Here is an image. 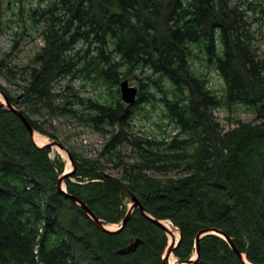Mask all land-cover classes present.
<instances>
[{"label": "trees", "instance_id": "obj_1", "mask_svg": "<svg viewBox=\"0 0 264 264\" xmlns=\"http://www.w3.org/2000/svg\"><path fill=\"white\" fill-rule=\"evenodd\" d=\"M247 1L39 0L28 13L41 45L19 70L23 114L54 139L27 113L77 119L108 135L98 159L78 163L79 185L67 180L66 192L107 225L124 217V198L132 193L153 218L180 230L178 261L191 258L196 234L210 228L230 237L252 264H264V57L246 16L262 4ZM3 9L0 0V30ZM196 61L222 80L221 96L195 70ZM15 72L5 68L6 77ZM137 77L136 106L161 104V116L178 128L167 144L124 133L133 106L120 101L118 84ZM75 79L106 96L80 97L70 84ZM58 80L64 84L55 91ZM218 105H239L253 119L220 130L212 114ZM124 142L138 162H122L117 148ZM49 151L35 147L20 120L0 108V264H163L165 234L138 210L121 232L103 233L58 193L63 165ZM105 155L119 178L99 167ZM149 169L178 174L155 179ZM133 237L143 240L134 253L114 254ZM199 253L195 264H243L216 235L200 239Z\"/></svg>", "mask_w": 264, "mask_h": 264}, {"label": "rangeland", "instance_id": "obj_2", "mask_svg": "<svg viewBox=\"0 0 264 264\" xmlns=\"http://www.w3.org/2000/svg\"><path fill=\"white\" fill-rule=\"evenodd\" d=\"M2 1L4 6L8 5L10 9L4 7L2 13L3 24L0 30V60L2 62V66L0 67V86L4 87L11 97L17 99L16 103H11L15 108L23 112L25 111L26 106V104H23L24 102L22 99V89L24 86L22 80L24 76L19 70L33 57L34 53L41 45L38 30L32 26L31 21L28 19L29 11L37 7L39 0ZM248 2L253 4H258L260 2L262 4V11H260V7H256L253 12H247L246 16H248L247 28L253 37V45L257 50V54L264 57V0H248L246 3ZM6 67L12 69L16 68L14 75L6 77ZM195 70L198 73L201 72L206 74V80L208 81L207 85L209 88L217 96H221L222 80L218 75L209 69V67L207 68L204 62L196 61ZM139 78L140 77H137L136 79L127 78L129 85L136 87L138 91L140 88ZM63 84L64 81L58 80L57 82H54L52 86L55 91H58L62 88ZM70 84L73 90L82 98H94L96 96L99 97V95L106 96V90L103 88H95L79 79L73 80ZM0 102H3L1 96ZM162 112L163 107L161 104L155 105L154 108L145 103L138 104L137 106L135 105L133 107L132 119L128 123L124 133L127 134L128 139L131 137H137L167 144L179 133V131L174 122L168 121L161 116ZM212 114L216 122H218L220 130H226L231 126L233 127L240 121L246 122L253 119V116L249 111L239 105L230 107L218 105L212 110ZM27 115L32 121H37V124L46 132L51 135L53 134L56 137V139L52 140L60 142L67 150L73 153V156H75V162H78V160L83 161V159H98L101 148L108 139L107 134L98 133L94 131L93 128L79 122L77 119L62 116L49 117L43 110L37 113L29 112ZM36 133L40 134L42 137V140L39 143L34 140L39 146L46 144L47 141L51 139L38 131ZM46 139L47 141L43 143ZM117 149L120 151L123 163L138 162V158L132 152L131 145L124 142L119 145ZM49 157L51 160L59 159L60 163L63 165L64 173L71 170V164L66 158V154L58 147L54 146L50 148ZM106 157L107 156L105 155L102 159H99V167L103 170L106 176L119 178L121 173L120 169L114 167L113 160L109 159L111 160L109 161ZM145 172L151 178L155 179H167L168 177H173L178 174L177 172L159 174L152 169L146 170ZM78 180L77 177L73 176L69 181L70 183L78 184ZM124 204L127 207L131 204L130 196L124 198ZM261 206L264 209V205ZM113 225L115 224H109L107 227L114 229L115 226ZM174 232L175 235H173V237L177 240L178 232ZM170 259L174 261L176 257L173 255L170 256Z\"/></svg>", "mask_w": 264, "mask_h": 264}, {"label": "water", "instance_id": "obj_3", "mask_svg": "<svg viewBox=\"0 0 264 264\" xmlns=\"http://www.w3.org/2000/svg\"><path fill=\"white\" fill-rule=\"evenodd\" d=\"M119 92H120L121 100L124 103H126L128 105L134 104L135 99H136V95H137V89L135 87L129 86L128 81L124 80L119 84ZM0 96L3 99V103H1L0 108L5 106L6 109L11 111L20 120V122L22 123V125L26 129V131L30 137V140L32 141V143L36 147H38V148H44V147L51 148V147L55 146V147H58L59 149H61L65 152L66 158L69 160V162L71 164V170L68 172H65V173L63 172L62 175L58 178L57 184H56V190L58 193L63 194L68 199H70L74 204H76L81 209H83L85 214L88 216V218L94 224V226L96 227L97 230L104 232V233H108V234H115V233L121 232L124 229L126 223L130 220V217L133 214L134 210L138 209L140 214L145 219H147L153 225L160 228L166 234V228L162 224V221L154 219L153 217H151L148 214V212L146 211V209L142 206L140 201L137 199V197L135 195H133L132 193L129 194L131 204L128 206L124 218L119 222V224L116 226L115 229L112 230V229L107 228L102 223V221L100 219H98L93 214V212L89 209V207L86 204H84L77 197L66 193V191L64 189L65 181L68 178H70L72 175H74V173L76 171V164L73 161V157H72V154L70 153V151L67 150L60 142L52 140V139H49L48 142L46 144H44L43 146H37L33 141V135H34L35 131L32 128V126L30 125V123L28 122L26 116L22 113L21 110L15 108V106H13L10 103L8 97H6V95H4L1 90H0ZM205 235H217L220 238H223L226 241V243L230 246L232 251L236 254L239 261H241L243 264H252L250 261L247 260L245 252L238 251L234 247L230 237H228L224 232H222L220 230L210 229V228L202 229L196 234L195 239H194L195 253H194L192 258H190L187 261H175L174 263H170L168 258L172 254L173 250L179 245L180 240H181V233H180V231H178V239H177L176 243H174L172 246H168V245L165 246L164 252L162 253V257H161L163 264H195L199 258V255H200V253H199L200 239ZM141 244H143V241L140 238H138V237L131 238L130 242L127 246L120 248V249H117L114 252V254L119 255V256L132 254L137 250L138 246Z\"/></svg>", "mask_w": 264, "mask_h": 264}, {"label": "bare ground", "instance_id": "obj_4", "mask_svg": "<svg viewBox=\"0 0 264 264\" xmlns=\"http://www.w3.org/2000/svg\"><path fill=\"white\" fill-rule=\"evenodd\" d=\"M36 141L37 143H39L41 140H42V137H41V135L40 134H38V133H34V135H33V141ZM34 141V143L36 144V142ZM47 141V139L46 140H44L43 141V143L44 142H46ZM48 142V141H47ZM37 145V144H36ZM37 146H39V145H37ZM43 146V145H42ZM64 152V151H63ZM65 153V152H64ZM162 224L164 225V227L166 228V235H167V241H168V246H172L177 240H176V238H174L173 237V235H175L174 233V231H176V232H178L176 229H174L169 223H167V222H165V221H163L162 222ZM110 229V228H109ZM170 256H172V255H170ZM170 256H169V258H168V260H169V262L170 263H172L173 262V260H171L170 259Z\"/></svg>", "mask_w": 264, "mask_h": 264}]
</instances>
